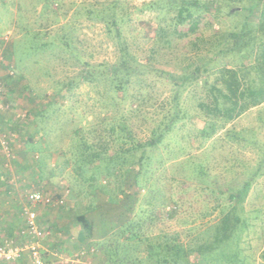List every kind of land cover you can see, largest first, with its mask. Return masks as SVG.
Listing matches in <instances>:
<instances>
[{
    "label": "rangeland",
    "instance_id": "obj_1",
    "mask_svg": "<svg viewBox=\"0 0 264 264\" xmlns=\"http://www.w3.org/2000/svg\"><path fill=\"white\" fill-rule=\"evenodd\" d=\"M149 1L53 0V7H61L54 21L55 15L42 13V0H0V141L7 145L4 150L0 144V196L16 198L24 205L32 191L51 197V203L33 207L44 228L39 246L45 264H70L67 259L80 250L88 252L87 264H115L116 255L131 264H159V256L147 254L149 244L154 252L166 243L212 246L214 232L225 236L220 222L224 216L235 226L221 244L212 246L214 251L208 250L210 263L264 264L260 256L264 251V182L259 181L264 177V105H256L264 101L263 40L257 37L251 49L245 46V58L235 51L228 58L217 50L231 44L228 32L247 17L258 24L264 4L252 10L240 8L247 2L235 4L231 14L227 10L215 14L211 7L195 14L192 19L199 26L194 34L200 37L197 56L195 51L180 53L171 63L157 56L151 64L158 63L165 76L146 73L140 84L131 83L123 92L106 82L82 79L84 65L74 62L71 52L58 44L35 49L40 41L27 33L44 30L49 34L46 38L57 43L58 36L68 30L77 49L94 52L83 56L90 64L111 62L114 44L104 23L88 9L118 2L138 28L133 35H125L142 46L138 54L143 61L162 21L154 8L145 6ZM164 20H169L167 14ZM189 20L181 16L185 23L181 29L191 27ZM218 40L225 44L215 48ZM9 43L15 46V61L7 51ZM215 54L218 59L209 73L183 82L185 73L198 69L202 61L208 64ZM172 78L181 84L178 108L185 116L179 112L152 150H133L147 141L158 124L168 121L176 88ZM54 79L73 82L64 94L54 97ZM7 80L12 92L4 91ZM216 89L230 97L231 107L225 115L208 116L197 103L207 101ZM138 93H151L153 99L135 109L132 97ZM121 121L127 123V130L120 128ZM141 155L139 163L136 159ZM246 186L247 195L237 203L246 194ZM106 205L123 206L128 213L122 220H102L100 211ZM151 206L154 218L144 240L116 236L126 221L151 214ZM77 214H85L92 222L91 239L80 241L84 231L75 220ZM9 238L17 239L16 235ZM98 241L104 246L111 241L116 255L107 258L93 245ZM172 264L205 263L192 252L188 261L176 258Z\"/></svg>",
    "mask_w": 264,
    "mask_h": 264
},
{
    "label": "trees",
    "instance_id": "obj_2",
    "mask_svg": "<svg viewBox=\"0 0 264 264\" xmlns=\"http://www.w3.org/2000/svg\"><path fill=\"white\" fill-rule=\"evenodd\" d=\"M246 2L247 5H242V7L240 6V8L252 10V8L257 4H264V0H151L148 3H145V6L147 8H154L157 11L158 17L161 18L162 21L158 24L154 36L150 38L152 43L148 47V49H146L145 53L147 52L148 56L143 61L139 59V55L141 54H138V52L143 49L142 46H139L136 41H133L131 43V41L128 40L127 35H125V33L133 35V33L138 32V28L135 27L130 22V20H128V18H130L129 13L125 12V8L119 5L118 2H105V4H103V7H101L100 9H88L89 13H93L98 20L104 23L106 33L114 44V57L111 62L103 61L99 64H90L84 59L83 56L87 55L88 57H91L94 52H82L83 49H77V46L74 45V41L70 37L68 30H65V32H62L58 36L59 38L57 39V43L50 38H46L49 34L44 30H30L27 33H29L30 35L32 34V37L36 38L37 42L40 41L39 46L35 45V49L37 47H53L55 46L54 44H58L61 45L64 50H68L69 52H71L74 58V62H81V64L84 65L83 73H81L82 71L80 72L82 79L91 82H106L110 84L112 88L123 92L131 83L137 85L140 84V77L146 73H151L159 77L165 76L163 68L158 63L155 62L154 64H151V61L156 60L157 56L159 59H164L165 62L171 63L172 61H175L176 58H179V56L181 55L180 53L187 54L189 52H194L197 49L196 46H198V38L200 37L199 35L194 34V32L196 33V31L198 30L199 26V21H196V19H192L195 14L199 15L200 13L205 12L208 7L213 8L215 14H221L222 11L225 10H227V14H231L235 4ZM57 6L58 7H53V0H42V13H51L56 16L59 12V9L61 8L59 7V5ZM173 13L174 16H172ZM165 14L169 16V20L167 21L164 20ZM182 15H185V17L190 19L189 22L191 27L185 30L181 29V27L185 24L183 23V21H181ZM57 19L58 16L54 17V21H56ZM237 25L235 30L229 31L227 34L230 36V38L233 39L231 44L227 45V48H218L217 50L219 51V53L225 54L226 57L230 58V55L232 54L231 52L235 51L236 54H240L243 58H245V56H247V53H245V51L242 49L245 46L250 47L251 49V46H253L257 42V37H260V39L263 40L260 43V54L261 59L264 60V7H262V11L260 12L258 24L254 21H250L247 17L245 21H241ZM258 28L260 29V31H258ZM215 35H217V33H215ZM43 39H45V41ZM220 44L225 43H222L220 40H218L216 43H214V47L217 48ZM13 45V43H9L7 46V51H9L10 54L14 56L15 46ZM194 53L195 55L198 54L197 51H195ZM53 58L54 57H52V59ZM165 58L167 59L165 60ZM217 59L218 56L217 54H215L214 56L209 57V61H207L208 64L206 63V61H202L201 64L198 66V69L195 68L189 73H185V75H183V82L189 81L190 79L197 80L203 77V75L205 76L207 73H209L212 68L215 67ZM233 60L234 57L230 59V62ZM46 74L49 73L47 72ZM166 74V76L169 78V73ZM200 74L202 75L199 77ZM171 81V83H173L176 88L170 98V107L172 108V112L167 117L168 121L164 124H158L157 127L151 131V136L147 139V141H145V143L143 144L138 143L133 150H137L139 147H146L148 149L150 148V150L155 148V146L162 140L164 134L167 133L173 123L176 122V118L179 115V112H181V115L184 114V112L181 111V108H178V91L181 84L176 82L173 78L171 79ZM53 82V96L57 97L59 94H64V92L67 90V86L69 84H72L73 80L69 79V81L62 83L60 79H54ZM4 84V91L5 89H8L9 92H12V88L7 87L9 84L8 80L7 82H4ZM262 92L263 89L259 88L258 93L262 94ZM209 95V99H206L207 101L200 100L197 103L198 108L205 112V114H207L208 116L225 115L231 107L230 97L227 94H220V91L218 89L212 91ZM152 96L153 95L151 93L148 95H140L139 93L135 94V97H132V102L136 101V105L134 108L140 109V107L144 104V100H152ZM48 104H50V102H48ZM24 126L25 125H23V127ZM119 126L123 130H127V123L125 121H121ZM110 129L113 130L112 128ZM75 133H77V131H75ZM27 139L29 142L32 141V135L30 133ZM81 141L83 142L84 147L88 148V145H86L84 139H82ZM142 157L143 155H141L136 160L141 163ZM133 177L135 178L136 175L134 174ZM38 179H41V176L38 177ZM247 189H249V187L247 188L246 186V194L244 193L245 195L241 196V200L238 199L236 201L237 203H241L242 199L247 195ZM26 204H29L27 199ZM111 206L112 205H106L104 207V210L100 211V218L102 220H122V217H124V215L128 213L126 208L123 206L117 205L118 207L114 208L113 206ZM236 206L237 204L235 206H232L231 209H235ZM153 208L154 206H151L150 208L151 214H145V219L140 217L134 222L129 220L123 223L118 229L116 236H125L124 239L129 241L144 240L145 231L150 228L151 221L154 218V216L152 215ZM226 215H228V213ZM226 218L227 216H224L220 221L222 229H225L226 231H224L225 236L224 234H221L220 231L214 232L212 245L213 247H217L218 244H221L224 241V237H227L229 231L232 230V226H235L234 223H231L230 226V221ZM37 219L38 221H40L39 216H37ZM75 220L81 225V228L84 231L80 241H83L86 238L91 239L93 236V224L90 219L85 214H77L75 216ZM234 222H236V219ZM24 223L25 220L23 217V223H21V228L18 229L16 233V240L13 238H9L12 237L14 234H8L6 236L1 237L0 242H2L4 239H13L17 242L24 241L25 238L20 233V230L24 227ZM100 242L101 241L95 242L93 245L98 247L99 250H102L105 256H107V258H110L113 254L117 253V251L113 252L114 248L111 249V247L109 246V244H112L111 241L107 243V246L102 245V243ZM158 246L159 251L154 252V249H152V246L149 244V248H147V254H149L150 256H159L161 258V261L158 262L159 264H172L173 262H175L176 258L188 261V257L192 252L195 253V255H197L205 264H211L210 260L212 259V256L210 255L209 257V255L207 254L209 252L208 250L210 249L214 251L213 247L211 246V243H198L195 244L193 247H183L176 243H173L172 245L166 243L163 246ZM86 253L88 254V252ZM227 255H229L228 252L225 253L224 256L226 257ZM216 256H214V258H216ZM260 256L264 262V251L261 252ZM27 257L29 259L28 255ZM115 257H117L114 258L113 263L115 264H131L128 259H120L117 255ZM21 258L15 262L21 263ZM15 262L10 263L15 264ZM8 263L9 262H2L0 264Z\"/></svg>",
    "mask_w": 264,
    "mask_h": 264
},
{
    "label": "built area",
    "instance_id": "obj_3",
    "mask_svg": "<svg viewBox=\"0 0 264 264\" xmlns=\"http://www.w3.org/2000/svg\"><path fill=\"white\" fill-rule=\"evenodd\" d=\"M1 91V87H0ZM4 150L7 149L5 141H0ZM29 204L24 205L22 215L25 223L20 230L24 241H14L13 239H4L0 242V263L18 261L24 254L29 256L31 264H44V259L40 252V240L44 234V228L37 219V213L33 208L38 204L51 203V197L42 191H32L26 195ZM66 262L70 264H87L88 257L84 251H79L71 255Z\"/></svg>",
    "mask_w": 264,
    "mask_h": 264
},
{
    "label": "crops",
    "instance_id": "obj_4",
    "mask_svg": "<svg viewBox=\"0 0 264 264\" xmlns=\"http://www.w3.org/2000/svg\"><path fill=\"white\" fill-rule=\"evenodd\" d=\"M262 103H264V101H261L260 103H256V105L259 104V106H263L264 104ZM258 173H260V170ZM260 176L262 177L261 174ZM259 181L264 182V177L263 179H259ZM1 184L2 182H0V185ZM22 209H23V203L18 202L16 198L13 199L3 198L2 195L0 196V236L1 237L6 236L8 234L16 235L18 229L21 228V223H23V217L21 212ZM20 261L22 264H31L27 255H24Z\"/></svg>",
    "mask_w": 264,
    "mask_h": 264
}]
</instances>
